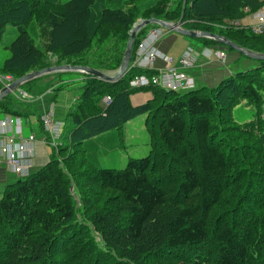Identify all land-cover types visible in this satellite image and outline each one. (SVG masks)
Wrapping results in <instances>:
<instances>
[{"label": "trees", "instance_id": "16d2710c", "mask_svg": "<svg viewBox=\"0 0 264 264\" xmlns=\"http://www.w3.org/2000/svg\"><path fill=\"white\" fill-rule=\"evenodd\" d=\"M185 1L0 0V42L6 27L16 26L0 73L16 79L49 67L46 53L56 56L55 65L113 70L133 23L150 17L180 20L185 29L217 33L264 53V29L215 26L255 13L264 0ZM31 20L47 29L45 48L34 45L26 27ZM154 26L136 34L130 61ZM255 62L218 85L180 93L130 88L135 75L154 72L136 67L113 82L78 73L83 83L65 115L61 144L52 147L49 161L1 194L0 264H264V141L257 136L264 134V61ZM67 83L61 79L54 94ZM143 91L149 98L133 104L131 96ZM105 96L108 105L101 103ZM242 99L252 107L244 125L230 113ZM14 103L10 95L3 98L0 112L28 115L13 110ZM141 115L148 154L129 158L121 169L100 167L91 139ZM40 130L45 133L42 125ZM59 153L68 154L66 165ZM74 194L83 203L80 211Z\"/></svg>", "mask_w": 264, "mask_h": 264}, {"label": "rangeland", "instance_id": "374dc122", "mask_svg": "<svg viewBox=\"0 0 264 264\" xmlns=\"http://www.w3.org/2000/svg\"><path fill=\"white\" fill-rule=\"evenodd\" d=\"M65 1H67V0H60V2H65ZM249 14H251V13L248 12L246 15H249ZM253 14L254 13L251 14L252 19L251 18L250 19H251V24L255 25L257 23L256 22L257 19L255 17H253ZM230 21L232 23L231 24L229 23V25L224 23L226 21H224V22L222 21V23L215 25V26L220 27V28H226L227 26L231 27V28L232 27L233 28L244 27L240 23H239V25H236V23L234 22L236 20H230ZM170 22L176 23L177 21H170ZM247 22H250V21H247ZM242 24H244V23H242ZM245 24H250V23H245ZM156 26H158V25H156ZM156 26H154V27H156ZM26 27L29 30H31L34 45H36L40 48H45V40L47 39V36L44 35L42 32L47 33V31H46L47 29H43V27L41 25H39V23H36L33 20L28 22ZM181 27L184 28L182 26V22H181ZM248 28L250 30H252V27H247L246 29H248ZM149 29H151V28H149ZM188 30H190V29H188ZM167 33H170V31H168ZM15 36H16V26H13V25L7 26L3 36L1 38V42H0V65L4 61V59L6 57H8V55H9V51L7 49H5L4 47L6 45H8L14 39ZM178 39L179 40L174 44V46L177 49H180V48L185 49L186 47L192 46L190 48L194 52L195 50L198 51V49H197L198 47H199V49L201 47V44H200L201 41L198 40L197 38L178 35ZM180 39H182L184 41H180ZM186 45H188V46H186ZM105 46H107V45H105ZM184 49H183V51H184ZM204 51H205V49H203L202 54ZM195 53H197V52L195 51ZM46 55L48 56V61L50 62V64L55 65L54 61L56 59V56H52L49 53H46ZM180 55H178V58L180 57ZM169 57L172 58L171 56H169ZM178 58L176 57V58H174V59L172 58V59H173V61H175ZM245 59H247V58L242 57L241 59H239L235 63H233L230 67L231 68L230 73L235 72V71L246 70V69H244L245 65L239 64V63H241L242 60H245ZM132 60L131 61L129 60L126 71L128 69H130L129 66H130ZM196 62L197 61L195 60L194 68L197 67ZM116 70H117V68H114L113 70L104 71V72H106L108 74H114L116 72ZM30 71H28V72H30ZM191 76L195 78V76H193V75H191ZM58 77H60L63 80H66V82H68L66 84V86H62L63 89H65L66 87L68 89L67 88H66L67 90L62 89L61 91L57 92V95L55 96V99L53 102L54 108H55V118L62 122V126H61L62 131L61 132L63 134L65 129H67V127H68V122L65 119V115L69 111L71 105L74 103V100H73L74 97H78L80 84L83 83L81 80L82 78H79L80 76L78 75L77 72H70L69 71V72H61V73H51V74L42 76L38 80L33 81L31 83V86H28V85H26V83H24L23 87L21 85V87L18 88L19 90L16 89L14 91V93L10 94V96L13 97L14 102H15L14 104L11 105V107L13 109L17 110L21 114H32L33 113L35 116H38L42 112H44L45 110H48L50 108L49 102H50L51 94H52V92L55 91L54 87L58 84V83L56 84L55 82L61 81L58 79ZM14 79L15 78H13V80ZM74 81H75V83H74ZM0 88H1V86H0ZM19 91H23L24 94L20 95ZM223 91H225L224 93H226L228 95L237 94V93H234L233 91L230 92L229 88H224ZM230 98H232V97H230ZM101 103H103V102H101ZM263 108H264V103H263ZM224 109L228 110L229 106H225ZM251 111H252V107L248 103V99H242L238 105H236L232 108V111L230 113H231L232 118L235 122H238V123L244 125L243 123L248 122L252 119V112ZM262 116L264 117V114ZM22 118H23L24 124H26L27 121H25V119H24L25 117L23 116ZM144 120H145V115L137 116L134 119H132L130 122H127L125 124V127H120L119 129L114 130L113 133L110 132L111 130L107 131V132L91 139V144H88V147L91 149L90 151H92L93 157H95V159H97L98 165L100 167L121 169V168L125 167L126 162L129 158H140V157H143V156L148 154V151L150 148V139H149V134L146 130V126L144 124ZM243 127H246V126H243ZM33 130H35L34 127H33ZM256 131H260V128L257 127ZM28 132H30V131H28ZM28 132L24 131V134H27ZM62 134L60 136V139L58 140V143L56 141L54 146H59L61 144L60 141H61ZM257 136H260L262 138V140L264 141V134H262V135L257 134ZM37 144H39V143L37 140H35V142L33 144L34 155L32 157L31 165H32L34 158L36 156V153H37L36 152V147H37L36 145ZM43 145H44V147H48V149L51 151L52 145L49 146L46 144H42V146ZM53 148H56V147H53ZM75 148L81 149V146L78 145ZM50 153L51 152H49V156H50ZM67 155H66V153H63V154L59 153V155L57 156L59 161H61L60 163L63 162L62 165H66L64 163L65 160L63 161V158L68 157ZM47 161H49V158H47L46 162ZM7 170L9 171V169H7ZM8 175H9L10 179L15 180L16 175L14 173L9 171ZM4 187H3V185H0V197L2 194L1 193L2 190H4ZM70 190H73V187H71ZM74 199L76 201V206L79 208V211H80V209L83 206V203L79 199L78 195L74 194ZM96 239L98 240V237H96Z\"/></svg>", "mask_w": 264, "mask_h": 264}, {"label": "built area", "instance_id": "2783aa9c", "mask_svg": "<svg viewBox=\"0 0 264 264\" xmlns=\"http://www.w3.org/2000/svg\"><path fill=\"white\" fill-rule=\"evenodd\" d=\"M253 16L257 19V23L252 27V30L255 33H261L264 29V7L257 10ZM234 22L239 25L237 20ZM224 23L229 25L232 22L226 21ZM167 32L166 29L156 26L149 29L140 39L129 68L136 67L154 72L135 75L129 81L130 88L156 86L166 91L179 93L194 89L195 79L189 73L195 66L192 49L186 47L174 63L172 58L161 52L156 46ZM203 55L206 57L212 55L221 61L225 57L224 51H212L209 48L205 49ZM156 60H163L165 66H155ZM12 81L11 75L0 73L1 87L7 86ZM19 94L23 95L24 92L19 91ZM102 102L104 105H108L111 99L109 96H105ZM39 118L43 131L48 136V138L41 139L40 144L57 147L54 144L56 141L58 143L60 139L62 122L55 118L52 107L42 112ZM24 127L25 124L21 116L0 112V164H4L17 177L28 174V168L34 155L33 144L36 138L31 132L24 134Z\"/></svg>", "mask_w": 264, "mask_h": 264}, {"label": "crops", "instance_id": "0c3cea01", "mask_svg": "<svg viewBox=\"0 0 264 264\" xmlns=\"http://www.w3.org/2000/svg\"><path fill=\"white\" fill-rule=\"evenodd\" d=\"M262 8H260V9H262ZM250 18L252 19L251 14L245 15L244 17L239 19L238 22L241 25H243L242 23H244V25L246 27H252L254 25L251 24V19ZM247 21H250V22H247ZM245 23H250V24H245ZM178 40H179L178 39V35L170 32V33L165 34L164 37L157 43L156 46H157V48L160 51H162L163 53H165L168 56H171L173 59L176 58V57L178 58V55H180L183 52V49H184V48L183 49H181V48L177 49L174 46V44ZM180 41H184V40L180 39ZM200 44H201L200 49L198 47L197 48L198 51L195 50L197 53H195V51L193 52L195 60L197 61L196 62L197 63V67H195V68H193V69H191L189 71V73L191 75L195 76V78H194L195 79V87H194L195 89H200V88H203V87H213V86L217 85V83L219 81H221V79H223L224 77H226V76H228L230 74L231 65L233 63H235L237 60L240 59V56L237 53H235V52L224 51L219 46H217V47L216 46L207 47L202 42ZM186 46H188V45H186ZM190 47H192V46H190ZM206 48H209L212 51L213 50H223L224 53H225L224 60L221 62V60L216 59L212 55H211V57L204 56L202 54V51H203V49H206ZM175 62H176V60L174 61V63ZM239 64L245 65L244 69H250V68L256 66V62L254 60H251V59H248V58L245 59V60H242L241 63H239ZM155 66L164 67L165 66V62L163 60H156L155 61ZM58 79L61 80L60 77H58ZM55 83L57 84V83H59V81H56ZM66 88L63 89V90H67L68 89V88L67 89ZM53 95H54V98L52 99ZM56 95H57V93L54 94V92H52L51 98H50V102H49L50 103V107L53 108L54 116H55V108H54L53 102H54V99H55ZM149 96H150V92H145V91L139 92V93H136V94L131 96V101H132L133 104L142 103L145 100H147L149 98ZM77 98L78 97H74V99H73L74 103L76 102ZM74 103L71 105L69 111L72 109ZM13 110H15V109H13ZM40 115L35 116L32 113V114H28L27 116H24L25 117L24 118L25 121H27L26 124H25V127H24V131L25 132L30 131L35 136L36 140L39 143V144L36 145L37 146L36 147V152L37 153H36V156L34 158V161H33L32 165H30L29 168H28V174L30 172L38 169L42 165H44L46 163L47 158H49L48 156H49L50 150L48 149V147H44V145L42 146V144H40V140L43 139L44 137H46L45 133L43 134L41 132V130H40L41 129V122H40V118H39ZM33 127H34L35 130H33ZM8 174H9V171L5 168V166L3 164H0V185H3V187L6 186L9 183L14 182L16 180V178H17V176H16L15 180L10 179ZM2 192H3V190H2Z\"/></svg>", "mask_w": 264, "mask_h": 264}, {"label": "water", "instance_id": "95a60500", "mask_svg": "<svg viewBox=\"0 0 264 264\" xmlns=\"http://www.w3.org/2000/svg\"><path fill=\"white\" fill-rule=\"evenodd\" d=\"M185 0H183V3L185 4ZM156 24L160 27L186 37H193V38H208L216 43H219L223 45L226 48L232 49L248 59L254 60V61H264V53L262 52H256L249 49H246L244 47H241L234 42L230 41L227 37L219 35L217 33L213 32H207V31H197V30H188L181 27V21H177L176 23L164 21L161 19H157L154 17H150L147 19H138L136 22L133 23L130 31L129 36L126 42V47L124 49L120 64L114 74H108L104 71L89 67V66H82V65H70V64H60V65H51L49 67H45L42 69L30 71L28 73H25L24 75L14 79L11 83H9L5 87L0 88V100L5 98L6 96L12 94L16 89L21 87L24 83L31 81L35 78H38L40 76L51 74V73H61V72H77L81 74H86L91 77H95L99 80L105 81V82H113L118 79H120L126 72L129 60H130V54H131V46L132 42L136 36V34L147 25Z\"/></svg>", "mask_w": 264, "mask_h": 264}]
</instances>
